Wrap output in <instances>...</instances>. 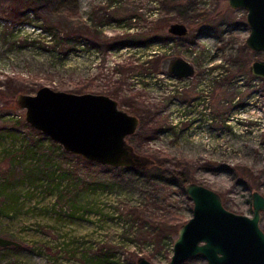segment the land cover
Returning <instances> with one entry per match:
<instances>
[{"label":"rangeland","instance_id":"1","mask_svg":"<svg viewBox=\"0 0 264 264\" xmlns=\"http://www.w3.org/2000/svg\"><path fill=\"white\" fill-rule=\"evenodd\" d=\"M173 22L186 32L169 34ZM248 30L226 0H0V236L18 243L0 247V264H163L191 215L187 182L250 216V193L264 196V79L247 68L264 50L245 46ZM166 56L194 74L161 72ZM41 86L114 99L137 117L126 140L152 165L62 150L13 103Z\"/></svg>","mask_w":264,"mask_h":264},{"label":"water","instance_id":"2","mask_svg":"<svg viewBox=\"0 0 264 264\" xmlns=\"http://www.w3.org/2000/svg\"><path fill=\"white\" fill-rule=\"evenodd\" d=\"M228 7L245 10L248 34L245 46L251 51L264 50V0H226ZM166 31L181 36L182 23H170ZM248 72L264 79V60L254 59ZM161 72L176 78L191 77L193 65L180 56H167L160 61ZM15 106L23 109V120L57 142L62 150L85 161L113 168L145 169L153 160L134 152L126 137L132 135L138 119L104 94L72 93L41 86L33 94L16 93ZM182 189L191 202V215L177 230L171 254L163 264H179L201 255L206 264H264V234L258 227L264 210V196L250 193L251 215L233 213L221 204L213 190L195 182ZM14 240L0 236V247L17 246ZM136 264H151L137 256Z\"/></svg>","mask_w":264,"mask_h":264},{"label":"trees","instance_id":"3","mask_svg":"<svg viewBox=\"0 0 264 264\" xmlns=\"http://www.w3.org/2000/svg\"><path fill=\"white\" fill-rule=\"evenodd\" d=\"M84 162H86L87 163V161H85V160H83ZM146 169V168H145ZM145 169H143V171L145 170ZM176 173V176H177V178L179 179V181H180V184H183L185 181H186V178H185V176L182 174V173H177V172H175ZM176 227V226H175ZM173 228V232H174V234L176 233V228Z\"/></svg>","mask_w":264,"mask_h":264},{"label":"flooded vegetation","instance_id":"4","mask_svg":"<svg viewBox=\"0 0 264 264\" xmlns=\"http://www.w3.org/2000/svg\"><path fill=\"white\" fill-rule=\"evenodd\" d=\"M176 36V35H175ZM167 57V56H166ZM176 234V233H175ZM264 234V233H263Z\"/></svg>","mask_w":264,"mask_h":264}]
</instances>
